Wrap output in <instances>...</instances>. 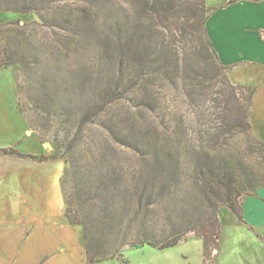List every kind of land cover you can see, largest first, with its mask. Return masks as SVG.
I'll return each mask as SVG.
<instances>
[{"label": "trees", "instance_id": "16d2710c", "mask_svg": "<svg viewBox=\"0 0 264 264\" xmlns=\"http://www.w3.org/2000/svg\"><path fill=\"white\" fill-rule=\"evenodd\" d=\"M63 1L0 0V12L38 17V21L31 23L19 20L0 24V70L13 67L18 72L17 108L28 118L22 102L24 94L31 105L29 109L44 128L49 132L59 128L51 141L40 138L42 143H51L52 155L22 154L14 149L0 152L38 163L63 160L64 180L69 174L77 175L72 192L67 193L63 186L62 191L68 222L84 227L89 263L123 259L126 246L171 249L184 241L187 234L194 233L202 240L205 261L210 264L220 246L221 208H228L244 222L242 192H254L264 183L239 180L232 165L205 150L208 144L197 146L201 140L190 137L185 124L168 126L162 133L148 118L149 114L153 118L159 114L154 113L159 105L156 93L149 87L154 80L167 83L163 85L166 87L177 85L178 89L179 83L197 80L198 76L206 84L211 83V74L218 71L224 77L219 97L224 115L223 127L220 126L227 131H252L249 114L254 89L235 86L229 80L230 67L220 63L206 31L210 9L205 0H197L191 9L194 21L188 22V34L192 41L198 40V45L197 51L189 54L186 49L177 52L166 33L158 34L157 25L148 30L138 27L126 14L122 19L115 15L116 41L114 46L104 47L106 65L97 61L86 67L81 65L79 72L72 74L73 89L60 82V72H53L65 71L62 62L68 58L66 54H81L79 42L68 34V23L60 21L64 16H54V10L61 9ZM163 1L148 2L140 12L161 18L170 5L168 0ZM55 21L63 24L57 25ZM32 26L47 30L37 46L33 40L36 31L28 30ZM208 51L214 56L212 64ZM193 60L205 64L203 72L194 71ZM105 67L114 71L110 84L100 82ZM36 71L41 73L39 77ZM247 90L249 94L245 93ZM125 94L132 100L136 113H113L116 101ZM28 122L31 123L29 118ZM101 135H107L117 148L109 150L101 145ZM127 149L138 158L142 169H134L129 159L118 155L120 150ZM184 180L191 183L187 186ZM108 245L117 248L112 251Z\"/></svg>", "mask_w": 264, "mask_h": 264}, {"label": "rangeland", "instance_id": "374dc122", "mask_svg": "<svg viewBox=\"0 0 264 264\" xmlns=\"http://www.w3.org/2000/svg\"><path fill=\"white\" fill-rule=\"evenodd\" d=\"M154 1H158L160 4L164 2L163 0L63 1L59 5L62 8L57 11L54 10V16L57 18L60 14L64 16L60 21L64 22L65 20L68 23L66 24L67 28H69L68 34L72 38L74 35L76 42H79L78 46L81 54L77 56H73L70 53L66 54L68 58L62 62L65 71H53L60 72L57 76L61 78L60 82L73 89L75 79L74 77L72 78V74H77L81 65L82 67H86L94 61L102 63L103 66L106 65L104 47L106 44L107 47L109 45L114 46L116 41L115 15H120L121 19L127 15L131 20H134V23L138 27L144 26V29L148 28V30L152 25H157L156 31L158 34L160 35L162 32L166 33L174 48L177 49V52H181L184 49H186V54L197 51L195 46L198 45V40L192 41L188 34V22L194 21L191 9L197 3V0H168L170 2L168 12L161 14V18L160 15L154 18L151 14L140 12L143 5ZM81 15L82 17H80ZM19 20L22 23H31L38 21V17L35 14L0 12V24ZM60 21H55L54 23L62 25L63 23ZM144 29L142 32L145 31ZM28 30L36 31L33 33V40L36 46L37 41L40 40V36L45 35L47 32L44 27L40 26H32ZM209 53V63L212 64L214 56L212 52ZM178 55L180 59H183L181 54ZM200 65L197 61L194 62V60L191 63V67L194 66V71L203 72L205 64L201 63ZM52 68L59 69L57 66H52ZM16 72L13 67L0 70V144H4L5 142L16 143L17 140L18 148L23 151L22 154L31 149L39 152L41 146L39 145L41 142L40 138L43 136L42 139L51 141L59 128H52L51 124H49V127L52 128L51 132L44 128L42 123L37 120L38 116L36 113L29 109L31 105L23 94L22 102L25 105V113H27L31 122L32 127H30L28 118L20 113L17 108L19 94ZM113 73L114 71L108 67L102 68L100 82L110 84L112 80L111 74ZM35 75L39 77L41 73L36 71ZM211 75L214 77L211 83L207 81L206 84L205 79L198 76L197 80L192 79L187 83H179L178 89L177 85L169 84L166 87L163 85L167 83L162 82L160 79L154 80V83L149 85V87L156 93L155 99H157L159 105L156 106L157 110L154 113L159 114H157L158 118L157 115H154L153 118L149 114V121L152 118L151 121L156 125L155 128L159 129L162 133L167 130L166 127L168 126H175L178 123L185 124L189 128L190 137L196 138L198 142L201 140V142L197 143V146L208 144L209 147L206 146L205 150H209L215 156V159L219 158L223 163L232 165L239 180L243 181V179L247 178L252 182L262 184L264 183V146L256 139L252 131L245 132L239 128H233L231 131L228 129L229 131H227L222 128L221 124L223 123L222 119L224 115L219 97L224 86V77L219 75L218 71ZM58 81L55 83H58ZM204 83L205 85L211 84L212 86H203ZM249 92L250 90L245 91L246 94H249ZM116 102L117 104L113 113H136L132 107L133 102L128 95L125 94ZM38 132H40L41 136ZM30 136L33 137L28 140L26 137ZM100 143L101 145L104 144V147L109 148V150L117 148V145L111 139H108L107 135L104 138H102V135L100 136ZM42 144H46V150H43L44 147L42 146V152L45 155H52L53 147L51 143L46 142ZM118 155L124 159H129L134 169L139 167L142 169L138 158L130 150H120ZM48 163H53L54 169L45 171L46 173L44 172L46 169H42V174L48 175L50 178L55 176V182L58 179L60 180L61 189L63 186L67 190V193L72 192L74 180L77 181V175L69 174L68 179L64 180L66 167L64 161L55 160ZM184 183L188 186L191 182L184 180ZM126 184L130 186L127 182ZM251 194L253 192L245 190L242 192V198L244 199ZM65 207H67L66 204ZM219 217L222 224V235L219 249L216 251L211 264H256L257 259H264V248L258 244L255 235L250 234L246 228L240 226L236 221V216L228 208H221ZM115 247L117 248L115 245H108V249H112V251H114ZM127 247L129 246L125 248ZM122 254L128 258L131 264H207L203 254V242L194 233L187 234L184 241L171 249L159 251L155 248L144 246L134 248V250L128 253H124L123 251ZM119 260L122 262L126 261L124 258Z\"/></svg>", "mask_w": 264, "mask_h": 264}, {"label": "crops", "instance_id": "0c3cea01", "mask_svg": "<svg viewBox=\"0 0 264 264\" xmlns=\"http://www.w3.org/2000/svg\"><path fill=\"white\" fill-rule=\"evenodd\" d=\"M205 4L210 9L206 31L220 63L230 67L229 80L254 89L250 124L253 135L264 143V0H205ZM17 144V140L5 142L0 150L22 153ZM39 145V152L31 149L23 154H42L46 144ZM42 169L47 172L54 165L0 154V264H131L126 257V263L88 262L84 227L68 222L60 180L43 175ZM242 213L244 222L235 217L236 221L264 248V186L243 199ZM256 264H264V259Z\"/></svg>", "mask_w": 264, "mask_h": 264}]
</instances>
